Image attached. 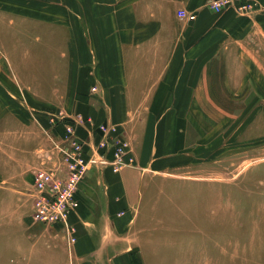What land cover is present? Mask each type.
<instances>
[{"label":"crops","instance_id":"crops-1","mask_svg":"<svg viewBox=\"0 0 264 264\" xmlns=\"http://www.w3.org/2000/svg\"><path fill=\"white\" fill-rule=\"evenodd\" d=\"M255 18L215 14L207 0H0V169L29 156L36 166L63 132L36 111L91 119L82 139L114 123L133 144L137 168L95 170L80 185L71 264H221L225 208L162 200L180 182L212 179L226 103L264 96Z\"/></svg>","mask_w":264,"mask_h":264},{"label":"rangeland","instance_id":"rangeland-1","mask_svg":"<svg viewBox=\"0 0 264 264\" xmlns=\"http://www.w3.org/2000/svg\"><path fill=\"white\" fill-rule=\"evenodd\" d=\"M256 1L259 11L248 16L237 15L251 21L259 17L264 33V16L257 17L264 9ZM249 97L245 95L236 103L227 102V118L214 125L220 127L222 133L219 136L221 151L210 156L211 161L220 162L208 170L212 179L201 184L194 179L180 182L173 185L177 193L165 194L162 200L163 208L171 207L183 197L196 207L205 204L207 208H225L226 228L220 238L226 247L221 249L225 251L221 264H264V96ZM61 112L67 113L62 109L36 111V117H46L52 129L55 125L51 118ZM67 114L70 122L79 116ZM65 125L59 126L64 129ZM55 138L60 141L59 137ZM29 158L24 160L26 162L19 161L22 164L19 167L0 169V264H12V259L17 262L16 257L27 264L28 256L35 257L34 264H71V248L61 237L45 227H32L30 186L33 172L42 168L43 162L32 167ZM193 192L196 195L191 197ZM21 228L26 230L22 232ZM214 234L211 232L212 239L218 240ZM31 241L35 245L30 256L24 246L27 242L31 246ZM12 243L18 245L16 250Z\"/></svg>","mask_w":264,"mask_h":264},{"label":"built area","instance_id":"built-area-1","mask_svg":"<svg viewBox=\"0 0 264 264\" xmlns=\"http://www.w3.org/2000/svg\"><path fill=\"white\" fill-rule=\"evenodd\" d=\"M207 8L215 14L234 11L238 15H252L259 9L256 0H207ZM182 20L195 21L194 12L179 11ZM96 91L97 89H93ZM65 112L51 118L55 132L61 124L60 141L53 139L51 147L44 150L43 167L33 172L30 186L31 221L33 225L58 229L62 239L70 248L77 242V229L71 217L79 208L77 194L80 185L92 171L111 169L120 173L127 168H137L132 141L114 123L100 125L82 139L78 127L90 124L91 119L79 115L71 122Z\"/></svg>","mask_w":264,"mask_h":264}]
</instances>
